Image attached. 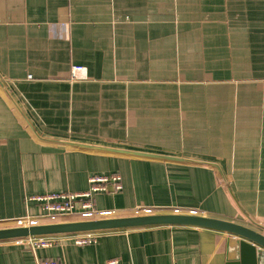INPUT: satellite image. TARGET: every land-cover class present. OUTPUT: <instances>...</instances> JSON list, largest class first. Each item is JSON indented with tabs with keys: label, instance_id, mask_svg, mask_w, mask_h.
<instances>
[{
	"label": "crops",
	"instance_id": "obj_1",
	"mask_svg": "<svg viewBox=\"0 0 264 264\" xmlns=\"http://www.w3.org/2000/svg\"><path fill=\"white\" fill-rule=\"evenodd\" d=\"M114 173L122 188L95 196L110 216L140 207L250 226L243 211L264 226V0H0V228L54 222L33 196ZM67 216L57 221L80 219ZM95 234L2 240L0 264H228L233 236L194 225Z\"/></svg>",
	"mask_w": 264,
	"mask_h": 264
},
{
	"label": "water",
	"instance_id": "obj_2",
	"mask_svg": "<svg viewBox=\"0 0 264 264\" xmlns=\"http://www.w3.org/2000/svg\"><path fill=\"white\" fill-rule=\"evenodd\" d=\"M82 148H93L107 151H117L123 153H131L143 155L152 158L166 159H182L181 157L147 153L141 151H129L119 148L97 146L79 142H64ZM185 159V158H183ZM190 162L205 163L208 162L195 161L185 159ZM216 165L218 168L219 166ZM223 176V181L229 192L234 198L232 191L227 184V180L219 168ZM245 218L251 224L245 225L240 222L215 218L201 215L198 213H146L132 216H108L95 219H77L68 221H55L48 223H40L35 225H15L0 228V241L26 238L30 236H51L65 233H82V232H97L104 230H116L137 228L153 225H194L213 228L228 232L233 236L229 237L227 242V260L228 264H264V226L245 212L242 211Z\"/></svg>",
	"mask_w": 264,
	"mask_h": 264
},
{
	"label": "built area",
	"instance_id": "obj_3",
	"mask_svg": "<svg viewBox=\"0 0 264 264\" xmlns=\"http://www.w3.org/2000/svg\"><path fill=\"white\" fill-rule=\"evenodd\" d=\"M75 71L83 72V67H74ZM74 77H81L73 72ZM85 77V76H82ZM113 186L116 190L122 188L120 174L114 173L109 175H92L89 178V186L82 191H63V192H47L33 196L34 200L40 202L43 209V217L51 221H57L59 217L67 215H77L80 219H95L108 217L111 211L98 210L95 204V196L99 192L107 191L109 186ZM143 209L145 213H151V208ZM40 220L36 217L26 216L16 220L17 225H35L40 224ZM74 242L77 244H87L95 241V232L75 233ZM18 241L27 240L35 247L51 246L54 240L50 236H30L26 238L16 239ZM39 264H64L59 260H43ZM107 264H118L117 259H111Z\"/></svg>",
	"mask_w": 264,
	"mask_h": 264
},
{
	"label": "rangeland",
	"instance_id": "obj_4",
	"mask_svg": "<svg viewBox=\"0 0 264 264\" xmlns=\"http://www.w3.org/2000/svg\"><path fill=\"white\" fill-rule=\"evenodd\" d=\"M62 217H65V216H62ZM67 217H70V216H67ZM59 218H61V217H59Z\"/></svg>",
	"mask_w": 264,
	"mask_h": 264
}]
</instances>
